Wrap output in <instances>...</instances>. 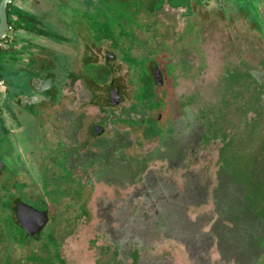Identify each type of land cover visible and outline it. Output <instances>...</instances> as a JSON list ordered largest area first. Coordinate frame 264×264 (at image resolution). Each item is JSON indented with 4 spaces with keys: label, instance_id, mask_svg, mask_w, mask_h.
<instances>
[{
    "label": "flooded vegetation",
    "instance_id": "af4514ba",
    "mask_svg": "<svg viewBox=\"0 0 264 264\" xmlns=\"http://www.w3.org/2000/svg\"><path fill=\"white\" fill-rule=\"evenodd\" d=\"M46 1H53L54 6L52 8L49 6L51 13L46 16L42 15L39 23L33 22L35 17L25 12L28 24L38 25L42 30L40 51L35 53L38 57L40 56L41 64L31 62L34 57L33 52L36 50L33 44L26 41L25 45L30 44L27 48L28 53L23 52V56L18 58L17 62L20 63L21 68L15 70L17 74L12 72V76L15 75L13 77L16 79L14 82H18L20 87L27 86L32 89L34 79H40V83L37 84L41 88L38 93L39 102L23 107L21 103L23 97L16 96L17 99L9 97V108L6 109L2 106L3 103L5 104V98L8 97V95L5 96L6 88L5 94H0V105L2 106L0 108V131L8 135L6 139L9 144L7 149L0 148L2 161L0 162V186L5 189L6 193L4 201H1V207L6 211L4 228H7L8 222L11 221L26 235V240H39L47 244L45 233L48 238L53 239V244L56 245V237L50 235L52 226L64 220L65 224L70 227L74 221L75 214L68 200L82 195L85 190H90L92 197L96 196L97 201L94 198L95 203L92 202L91 206L94 205L92 208L99 209V219L100 222L102 221L100 225H104L101 229L111 241L106 243L107 246H113L117 251L118 248L113 243L119 240L122 242L124 238L130 241L128 245L131 243L135 245L130 247L132 251L122 254V258L115 255V259L110 260L112 264H141L140 245L148 241L150 231H158L159 227H164L165 223L163 220L159 222L160 218L154 219L151 223L150 217L152 216L148 214L149 210L147 211L144 206L141 207L140 203L134 205V199L143 195L162 194V188L169 189L168 187H171L173 183L179 189V196H185L183 198L190 201L195 208L202 205L211 210L206 220L212 219L209 222H212L214 226H221L222 220L227 218L235 225L237 217L233 212L238 209L241 212V210L249 209L250 206L249 204L246 206L247 200L243 198V190L237 189V183L232 180L234 185L230 184L232 182L228 177L231 175L226 173L224 167H219L218 172L221 173L219 177L224 178V184L218 188H208L205 193L199 186H194L192 180L185 179L187 174L181 175V178L186 181L180 184L182 187H179L176 180L174 182L173 179H166V182L164 181L159 188L152 184L150 186L153 187L147 188L146 183L151 177L152 182H156V178L154 179L151 175L150 160L156 156L160 159L166 158L168 168L172 171L173 168L178 170L181 168L180 163L186 161L196 143L203 145L204 142L209 141L208 133L213 130V126L201 117L200 114L204 113L203 108L197 111L192 104L196 100L193 99L196 95L201 98L206 96L207 84L215 90L221 83L231 88V91L235 90V94L240 86L246 89L248 96L246 101H251L249 97L253 94L254 87L257 86L258 96L261 101H264V63L254 66L251 57L248 56L246 58L249 61L246 60L245 64H238V61L229 64L233 77L225 80L224 83L216 78L207 82L206 76L211 72L206 73L202 68L196 67V64H158L153 57L147 54L140 56L141 52H148L149 49L156 51L161 46V41L155 38L150 41L144 51H141L145 47L142 44V34L145 30L133 28L130 24L126 27L131 33L130 41L124 34L119 37L114 35L115 39L108 42L103 41L106 38L99 42L88 41L93 37L92 35L87 38V41H83L86 38L84 36L87 35L81 33L76 37H71L68 23L66 21L64 23V20L59 17L60 11L67 10L74 4L80 6L85 0ZM90 1L97 2L98 0ZM172 1L175 0H170V2L163 0L161 8L155 10L152 16L154 25L159 22L157 21L159 17L166 20V25L181 21L180 24L184 29L191 26L198 40H203L202 27L207 21L206 16L215 13L228 21L237 16L239 19L248 21L246 24L248 32L255 34L258 42L260 41L264 46V13L260 7V4L264 7V0H253L258 6L255 9L252 6L249 7V0H188L175 5H172ZM43 21L48 24L44 25ZM215 21L208 22L207 25ZM198 26L201 28L199 29ZM153 30L151 31L152 36L156 33L160 34L158 29ZM160 31L163 30L160 29ZM171 36L172 33L169 31L162 35V37L172 39ZM244 40L247 46L254 41L252 37ZM9 43L14 44L15 37L9 40ZM241 44L243 43H240L239 47H246ZM231 52L235 53V51ZM125 56L134 59L135 62L127 64ZM86 63L90 66L87 72L83 70ZM193 69L199 73L200 83L202 82L203 85L198 93H194L197 92L194 90L190 91L189 88L190 75L187 72ZM215 71L213 68L212 73ZM232 78L234 81L230 83ZM3 83L5 85L6 81L3 80ZM112 99H116L114 104L111 103ZM165 101L167 102L165 111L170 115L168 117L170 119L169 132L161 138L159 146L154 148L155 153L151 151L144 153L141 147V128L143 126V131L146 133L147 128H150L151 120L161 119L162 114L165 117L164 113H160ZM256 106L264 107L260 103ZM154 111L158 112L157 118L153 115ZM10 135L14 136V140H9ZM218 142L220 155L227 148L225 145H228V142L227 140L222 142L221 138ZM15 146L21 160L17 166L21 168L20 174H23V178H13L11 173L14 168ZM63 150L67 152L65 161L54 162L53 160L61 155ZM203 171L204 174L200 176L202 178L206 176L205 168ZM111 189L116 192L115 198L109 194ZM169 195L171 196L169 193L168 196L164 195L166 198L161 203L169 201L172 202L170 205L174 206V201L168 198ZM20 203L47 213V222L37 235L28 234L20 226L18 222ZM131 205L134 206L129 213ZM159 212L156 210V213ZM128 213L131 218H128ZM256 221H258L256 224L260 231L262 222L257 219ZM232 224L224 225L232 228ZM226 231L217 236L218 239L215 241L210 240V243L206 242V245H201L199 253L185 257V264L191 262L192 264H249L253 251L248 253L241 251L236 254L229 252L225 238H230L233 231L229 234L228 229ZM10 239L17 244V238L6 234V231L0 236V240L5 241L7 245ZM29 241H25L24 247ZM32 253L35 258L32 261L28 260L31 264H66L63 259L59 258V255L53 252H50L48 256ZM168 260L174 261L165 255L161 257L158 255L148 263L169 264Z\"/></svg>",
    "mask_w": 264,
    "mask_h": 264
},
{
    "label": "rangeland",
    "instance_id": "374dc122",
    "mask_svg": "<svg viewBox=\"0 0 264 264\" xmlns=\"http://www.w3.org/2000/svg\"><path fill=\"white\" fill-rule=\"evenodd\" d=\"M162 1L98 0L96 2L85 0L80 6L74 4L68 7L67 10L62 9L59 17L64 20V23H68L71 37H76L79 33L87 35L84 36L86 40L83 39V41H87V38L92 35L93 37L88 39V41L99 42V40L102 41L103 38H106L103 41L108 42L111 39H115L114 35L119 37L122 34L130 41L129 35L131 33L126 28L129 24L133 28L145 30L142 34V44L145 47L141 51H144L149 46L150 41L155 38L159 42L161 41V46L154 52L150 51L151 49L145 53L141 52L140 56L147 54L153 57L158 64H196V67L202 68L206 73L211 72L206 76L207 82L216 78L224 83L225 80L233 77L229 64H233L236 61H238V64H245L246 60L249 61L246 58L248 56L251 57L254 66L264 63V46H262L260 41L258 42L255 34L248 32L246 25L248 21L239 19L237 16H235V19L228 21V19L221 18L220 15L215 13V15L210 14V16H206L207 21L205 26L202 27L204 32L203 40H198V36L192 30V27L188 26L184 29L183 25L180 24L181 21L166 25V20L159 17L157 21L161 24L157 23V25H154L152 16L155 10L161 8ZM184 1L188 0H175L171 3L175 5ZM248 2L250 3L249 7L252 6L254 9L258 7L253 0ZM14 3H16L15 0ZM15 8L16 4L15 6L9 4L8 15L9 21L18 27L20 23L15 18L17 15L15 14ZM48 13H51L49 5H43L42 14L46 16ZM211 20L216 21L211 25L210 23L207 25L208 22H212ZM43 24L47 25L48 23L43 21ZM153 29H158L160 34L156 33L155 36H152L151 31H154ZM160 29L163 31H160ZM166 31L172 33L171 37L174 40L162 37ZM251 37L254 39L253 43L248 44L249 46L245 45L247 43L244 42V39ZM171 42L173 43L170 46ZM240 43H243L241 46L244 45L243 47H246H239ZM7 45L8 43L4 42L5 48H7ZM231 51H235V53ZM2 59L3 53L0 51V61ZM124 59L127 64L135 62L134 59H130L128 56H125ZM215 62L219 65H216ZM213 68L216 70L215 73H212ZM89 69L90 66L86 63L83 70L87 72ZM187 73L190 75L188 78L190 91L194 90L197 91L194 93H198L203 86L202 82L200 83L199 73L196 69ZM196 80L197 82L195 83ZM233 81L234 79L232 78L230 83H233ZM219 84V88L215 90L207 84L206 96L201 98L196 95L193 99H198V101L195 100L192 103L197 111L199 108H203L204 113L200 114L201 117L213 126V130L208 133L209 141L204 142L203 145H200L199 142L196 143L195 148L190 151L186 161L180 163L182 169L178 168L176 170L173 168L174 170L172 171L167 166L166 158L160 159L155 155L156 157L150 160V168L152 171L151 175H153L154 179L156 178V184L152 182V177H149L150 180H148L146 186H148L147 188L153 186L159 188L166 179H173L174 182L175 180L177 181L179 187H182L180 184L186 181L181 178V175L187 174L185 179L192 180L194 186H199L205 193L208 188H218L224 184V178H220L219 175L221 173H218L219 167H224L226 173L231 175V177H228L232 182L230 184L234 185V182L237 183V189L243 190V198L247 200L246 206L249 204L250 207L249 209L241 210V212H239V209L233 212L235 217H237L235 225L230 223V219L227 218L222 220L221 226H214L212 222H209L212 219L206 220V217L210 216L209 212L211 210L206 209L202 205L199 208H195L190 201L183 198L185 196H179V189L174 183L171 184V187H168L169 189H165L166 187L162 188V194H157L156 196L143 195L134 199V205L140 203L141 207L144 206L147 211L149 210L148 214L152 216V218L150 217L151 223L154 219L159 218V222L163 220L165 223L164 227H159L158 231H150L147 238L148 241L140 245L142 249L141 264H149L148 261L150 262L151 259L158 255L160 257L165 255L168 259L174 260H168L169 264H185V257L199 253L201 245H206V242L210 240L215 241L218 239L217 236L226 233L227 229L228 234L233 231L230 238H225L227 239L225 241L228 243L229 252L236 254L241 251L246 253L253 251L249 264H264V107L256 106L259 103L264 106V101H261L258 96L257 86L254 87L253 94L249 97L251 101H246V97H248L246 89L239 86L235 94V90L231 91V88L229 89V87ZM210 92L211 94H209ZM141 93L143 94V89ZM162 105L163 108L161 110L164 111H157H160L161 114L164 113L165 117L162 114L161 119L151 120L150 128H147L148 131L146 133L143 131V126L141 128V147L144 153L150 151L155 153L156 150L154 151V148L159 146L161 138L169 132L170 119L168 117L170 115L165 111L167 102H163ZM157 111L153 112L156 118ZM6 137L8 138V135ZM13 138L14 136L10 135L9 140H14ZM220 138L222 142L227 140L228 145H225L227 148L219 155L218 139ZM60 149L62 150L63 148L61 147ZM64 151H61V155L57 156L53 161H65L64 158H67V152L65 153ZM15 152L14 168H12L11 173L13 178H23V174H20L21 168L17 166L21 160L16 146ZM204 168L206 176L202 178L200 176L204 174ZM220 180L222 181L221 183L219 182ZM150 184L153 186H150ZM231 188L235 189L233 186ZM115 193L113 189L109 191L113 198H115ZM168 193L171 194L168 198L170 201H174V206L170 205L172 202L169 201L161 203L166 198H164V195L168 196ZM5 194V189L0 186V236L4 235L6 231V234L14 235L17 238V244L11 239L9 240V245L5 241L0 240V264H31L28 260L32 261L35 258L32 252L43 256H48L50 252H53L59 255V258L63 259L66 264H112L110 260L112 258L115 259V255H119L122 258V254L132 251L130 247L135 246L133 243L128 245L130 241L125 238L123 241L121 240L122 242H119V240L115 241L116 244H114L115 242L113 243L118 248L117 251L113 246H107L106 243L111 241L101 229L104 225H100L102 221L100 222L99 219V209L92 208L94 205L91 206L92 202L93 204L95 203L96 196L92 197L90 190H85L82 195L68 200L69 204H71L72 212L75 214L74 221L70 227L65 224L64 220L59 221L54 227L52 226L50 235L56 237V245L53 244V239L48 238L45 233L44 237H46L47 244L39 240H26V235L11 221L8 222L7 228H4L6 211L1 207V201H4ZM134 205L130 206L129 213ZM156 210L160 212L156 213ZM73 213L71 214L73 215ZM235 217L233 216V219ZM128 218H131L130 214ZM256 219L262 222L259 228L260 231L258 230L256 224L258 221ZM171 222H173L172 225ZM223 223L232 224L233 227H226ZM25 241H29L26 247H24ZM136 245L138 246L139 244ZM26 254L27 256H25ZM7 257L9 259H6Z\"/></svg>",
    "mask_w": 264,
    "mask_h": 264
},
{
    "label": "crops",
    "instance_id": "0c3cea01",
    "mask_svg": "<svg viewBox=\"0 0 264 264\" xmlns=\"http://www.w3.org/2000/svg\"><path fill=\"white\" fill-rule=\"evenodd\" d=\"M16 3H12V6H15L16 4V13L15 18L19 20V27L15 29L13 38L15 37V43L7 45V48L4 46L3 53V59L0 61V78L6 81V84L4 87H2V94L4 93V90L6 88V95H8L7 98H5V104L3 103V107L8 109L9 108V97L12 99L13 97L20 96L21 98L33 94L31 91L28 92L27 90H23L19 85L18 82H14L16 79L13 77L17 73L15 70L18 68L20 69V63L17 61L18 58L22 57L23 52L28 53L27 48L30 44H33L35 46L34 57L31 60L33 64H41V58L38 57L36 54L38 53L39 46H40V35L42 33V30L38 25L30 26L28 24V21L25 17V12H29V14L33 15L35 17L33 22L39 23L42 19V10L43 5H49L51 8L54 6L53 1L49 2L46 0H15ZM21 7V8H18ZM9 9V6H8ZM21 9V10H20ZM10 22V21H9ZM14 25V24H13ZM17 39V40H16ZM28 41L30 44L25 45V42ZM37 47V48H36ZM36 53V54H35ZM12 72H14L15 75L12 76ZM8 79H10V84L8 83ZM7 86V87H6ZM10 86V88H9ZM21 88V89H20ZM19 97V98H20ZM17 99V97H16ZM7 103V104H6ZM0 105V108H2ZM24 107V106H23ZM4 134L2 131H0V148L7 149V140L5 139Z\"/></svg>",
    "mask_w": 264,
    "mask_h": 264
},
{
    "label": "water",
    "instance_id": "95a60500",
    "mask_svg": "<svg viewBox=\"0 0 264 264\" xmlns=\"http://www.w3.org/2000/svg\"><path fill=\"white\" fill-rule=\"evenodd\" d=\"M8 6L9 0H1L0 2V40L6 34L7 26L9 23V15H8ZM261 10L264 13L263 4H260ZM21 8V7H18ZM21 10V9H20ZM39 78L34 79L33 88L30 89L27 86L21 87L23 90H27L28 92H32L33 94L26 95L22 98L21 103L22 106H31L37 104L40 99L41 88L37 85L40 82ZM36 84V85H35ZM38 86V87H37ZM20 88V89H21ZM116 99H112L111 103H115ZM0 162L2 163L1 159ZM48 219L46 212H41L27 204L20 203L19 212H18V222L20 226L26 230V232L30 235H37L41 228L46 224Z\"/></svg>",
    "mask_w": 264,
    "mask_h": 264
},
{
    "label": "built area",
    "instance_id": "2783aa9c",
    "mask_svg": "<svg viewBox=\"0 0 264 264\" xmlns=\"http://www.w3.org/2000/svg\"><path fill=\"white\" fill-rule=\"evenodd\" d=\"M0 2H1V0H0ZM13 2H14V0H9V4H12ZM13 31H14V25L11 22H9L8 26H7L6 34L0 40V51H1V48L4 46V42L9 43V40H11L13 38V35H14ZM3 85H4L3 80L0 79V92L2 91Z\"/></svg>",
    "mask_w": 264,
    "mask_h": 264
},
{
    "label": "trees",
    "instance_id": "16d2710c",
    "mask_svg": "<svg viewBox=\"0 0 264 264\" xmlns=\"http://www.w3.org/2000/svg\"><path fill=\"white\" fill-rule=\"evenodd\" d=\"M18 27H19V25H18ZM18 27H16V25H14V28L16 29V28H18ZM4 50V48H1V52ZM258 220V219H257Z\"/></svg>",
    "mask_w": 264,
    "mask_h": 264
}]
</instances>
